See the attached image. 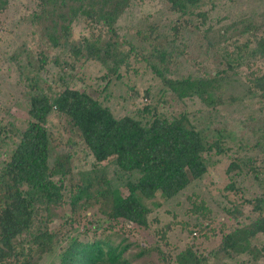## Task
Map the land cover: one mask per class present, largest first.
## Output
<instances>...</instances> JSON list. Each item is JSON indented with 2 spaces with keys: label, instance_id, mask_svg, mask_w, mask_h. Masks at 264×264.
<instances>
[{
  "label": "trees",
  "instance_id": "1",
  "mask_svg": "<svg viewBox=\"0 0 264 264\" xmlns=\"http://www.w3.org/2000/svg\"><path fill=\"white\" fill-rule=\"evenodd\" d=\"M164 1L176 19L167 33L157 25L150 27L149 37L138 33L149 49L145 56L118 27L138 0H34V35L41 37L47 51L36 50L32 77L19 68L27 84V128L20 131L0 121V264H44L54 258L59 264H136L128 257L134 246L120 241L116 227L151 231L158 221L152 219L146 202L158 196L166 202L176 200L204 181L214 158L223 157L230 161L225 192L235 198L223 208V217L215 219L207 207L195 205V223L183 229L190 239L185 249L170 254L162 247L141 248L137 258L155 252L162 264L264 261V68L259 67L264 66V24L231 14L216 22L221 3L215 0ZM9 6L10 0H0V15ZM79 25L84 33L77 37ZM197 35L209 49L223 51L220 68L201 77L175 78L178 59L187 56V36ZM242 39L246 43L240 45ZM60 54L73 66L83 62L103 66L105 91L130 72L132 56L141 58L178 99L199 98L216 110L238 102L215 96L246 68L248 94L259 99L262 115L248 120L256 126L249 142L226 126L199 130L184 115L162 118L151 106L143 110L147 119L118 118L103 102L70 86L66 74L60 91L47 86L44 73L49 65L74 70L69 62L61 63ZM62 146L71 151L84 146L93 157L96 167L86 181L74 180L73 155L56 154ZM109 163L138 177L126 183L127 196L103 177L101 166ZM68 207L70 214L64 218L68 230L62 234L50 229L56 211ZM247 208L251 217H246ZM81 212H86L87 220L91 214L94 235L88 229L80 231ZM42 213L48 215L47 225L41 221ZM100 231L105 235H98ZM157 236L168 240L167 234Z\"/></svg>",
  "mask_w": 264,
  "mask_h": 264
},
{
  "label": "rangeland",
  "instance_id": "2",
  "mask_svg": "<svg viewBox=\"0 0 264 264\" xmlns=\"http://www.w3.org/2000/svg\"><path fill=\"white\" fill-rule=\"evenodd\" d=\"M215 1L221 3L214 14L216 22L219 17L231 14L247 18L255 24H264V0ZM34 9V0H10L8 11L0 15V121L5 126L14 125V128L20 131L27 128L29 118L24 94L27 84L21 78L19 68L21 66L26 74L32 77V71L37 66L36 50L47 51V47L42 45L41 37L34 35L37 32L32 24ZM175 19L176 17L169 12L164 0H138L121 20L118 26L119 33L140 53L148 56L150 55L149 49L144 48L138 33L143 32L148 36L152 25L159 26L162 32L167 33L166 30H170ZM216 22L213 23L215 26ZM80 33H84L83 25L75 29L77 37ZM187 38V56L178 59V65L173 69L175 78L181 79L189 75L201 77L220 68L222 50L209 49L208 42L198 35L187 36ZM235 40L233 42H236ZM245 43L246 40L242 39L239 44ZM39 45L42 46L39 47ZM233 50L234 47H231L230 51ZM59 56L62 64L69 62L68 65L74 67V70L68 67L64 68V72L54 64L49 65L47 72L44 73L47 86L52 87L56 92L60 91L61 78H64L66 74L67 83L70 86L86 91L93 98L103 102L118 118L130 116L144 120L146 116L143 110L151 106L162 118L172 120L184 115L199 130L226 126L237 136L242 137L243 141L249 142L253 138V130L256 126L253 121L248 120L258 119L262 115V105L259 104V99L255 95L248 94L246 77L250 71L246 68L240 71L242 73L240 78L224 86L215 96L217 99L222 97L225 102L230 99L238 100V102L227 104L216 110L199 98L184 101L178 99L171 91L163 87L162 82L141 58L136 59L132 56L130 72L122 81L115 80L105 91L106 83L101 79L107 74V70L103 66L92 62H83L73 66L65 54ZM259 67L264 68V66ZM52 122L57 124L55 118H52ZM56 154L59 156L73 155L74 180L78 182L86 181L88 175L96 167L93 157L84 146H78L73 151L62 146L56 150ZM229 165L230 161L227 157L214 158L210 172L204 181L194 183L176 200L166 202L158 196L155 201L146 202L153 211L152 219L158 221L151 231L134 229L132 226H117L116 230L121 236L120 241L129 240V243L134 246L128 253V257L136 264H162L155 252L144 258H137V255H140L141 248L162 247L170 254L185 249L190 239L183 229L184 226L195 223V216L192 213L195 205L207 207L215 219L222 218L223 208L230 207L229 202L235 201L231 194L225 192L229 184L226 176ZM101 168L106 172L103 173V177L109 179L113 188L119 189L125 196L128 195L125 188L126 183L129 180L136 181L138 178L125 175L112 163L104 164ZM86 212H81L78 217V222L81 223L80 231L84 233L85 229H88L94 235L93 227L95 226L91 224L94 221L91 214H89V220L85 218ZM245 213L246 217H251V208H247ZM56 214L57 217L52 224H49V227L55 232L64 234L68 230L64 218L70 214V208H60ZM41 219L44 225H47L48 215L46 213L41 214ZM157 232L167 234L168 240L162 241L158 238ZM98 235L104 236L105 234L100 231ZM194 236L198 238L197 235ZM59 262L58 258H54L47 259L44 264H59ZM260 264H264V261Z\"/></svg>",
  "mask_w": 264,
  "mask_h": 264
}]
</instances>
